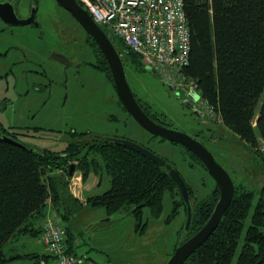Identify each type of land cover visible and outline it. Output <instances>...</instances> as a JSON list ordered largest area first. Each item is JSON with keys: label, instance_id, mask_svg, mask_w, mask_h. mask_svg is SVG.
I'll return each mask as SVG.
<instances>
[{"label": "rangeland", "instance_id": "obj_1", "mask_svg": "<svg viewBox=\"0 0 264 264\" xmlns=\"http://www.w3.org/2000/svg\"><path fill=\"white\" fill-rule=\"evenodd\" d=\"M38 2L39 27H21L16 38L7 32L0 34L1 48L19 47L0 57V123L17 133L22 143L41 150L64 149L72 140L73 131L131 139L172 163L191 187L194 201L208 198L215 187L209 172L192 160L181 144L151 138L148 131L122 110L118 95L104 72L86 63L93 58L85 42L87 34L72 14L56 0ZM28 4L29 0L27 8ZM121 46L117 44L116 48L119 50ZM53 52L65 55L70 64L53 58ZM122 59L129 86L142 103L153 114L167 119L173 128L196 136L203 126L184 106L187 95L171 90L153 70L138 66L124 54ZM263 99L264 93L261 102ZM213 118L215 132L203 128L198 139L236 185L243 184L246 189L258 191L264 185L263 140L259 137L258 146L251 148L240 141L221 118ZM71 182V189L75 190L80 180L71 179ZM109 188L110 177L106 173H91L82 196L86 200ZM172 213V197L166 193L161 215L154 216L149 207H145L139 225L138 218L126 210L108 215L103 207L89 206H83L66 224L72 229L74 253L99 264H167L183 237L186 220L183 207L177 217ZM4 250L8 256L46 253L39 238L30 234L7 242ZM37 259L20 257L7 264H38Z\"/></svg>", "mask_w": 264, "mask_h": 264}, {"label": "trees", "instance_id": "obj_2", "mask_svg": "<svg viewBox=\"0 0 264 264\" xmlns=\"http://www.w3.org/2000/svg\"><path fill=\"white\" fill-rule=\"evenodd\" d=\"M184 9L191 34L185 75L196 82L201 97L223 124L240 141L256 148L259 137L264 142V0H184ZM121 47L125 57L144 66L136 53ZM3 135L19 140L17 133L0 123ZM71 136L60 151L26 144L28 148H22L0 139V264L27 256L37 257L39 264V257L49 258L48 253L8 256L4 250L14 237L41 234L39 221L47 215L49 200L65 225L70 253H74L73 233L66 221L83 206L103 207L108 215L126 210L138 218L139 225L145 207L154 216L161 215L164 196L169 193L172 216L177 217L181 207L187 215L181 193L164 167L123 145L90 138L88 132L73 131ZM73 160L79 162L74 173L80 171L83 181L91 173L104 172L110 177V188L80 200L69 185ZM234 184L235 195L218 227L183 264H264V185L255 191ZM189 190L194 199L190 186ZM218 198L216 184L208 198L193 200L190 230L176 247L202 228Z\"/></svg>", "mask_w": 264, "mask_h": 264}, {"label": "built area", "instance_id": "obj_3", "mask_svg": "<svg viewBox=\"0 0 264 264\" xmlns=\"http://www.w3.org/2000/svg\"><path fill=\"white\" fill-rule=\"evenodd\" d=\"M77 1L104 29L115 47L121 43L126 50L136 53L163 81L197 103L208 117H217L201 97L196 82L184 73L189 63L191 42L184 0ZM122 48H116L121 57ZM77 179L74 174L72 181ZM72 183L70 181V189ZM39 241L49 257L39 264H99L92 258L67 250L65 225L57 214H47L41 220Z\"/></svg>", "mask_w": 264, "mask_h": 264}, {"label": "water", "instance_id": "obj_4", "mask_svg": "<svg viewBox=\"0 0 264 264\" xmlns=\"http://www.w3.org/2000/svg\"><path fill=\"white\" fill-rule=\"evenodd\" d=\"M56 1L61 7H63L73 15V17L79 22V24L87 32V34H89L94 39L100 50L105 55L113 76V81L118 97L125 110L138 122L140 126H142L150 134L159 136L170 142L181 144L188 150L193 152L207 168L220 189V197L208 221L194 235L188 237L185 241L179 244L167 262V264H183L187 260V258L197 248H199L218 227L225 211L227 210L235 195L236 187L233 179L227 172V170L215 159L213 153L202 142L184 131L163 125L155 121L144 111V109L137 101L131 87L129 86L126 78L124 63L119 52L117 51L111 39L105 33L104 29L93 19L89 11L85 7H83L77 0ZM36 11L37 7L33 5L31 15L26 19L18 18L17 15H12L11 18L5 17L1 14L0 16L8 23L15 25H25L35 22ZM35 24L37 23L35 22ZM51 56L65 64H70V60L63 54L53 52ZM144 66L146 69L152 70L151 66L145 63ZM167 84L169 85V88L171 90H175V88L171 84ZM183 104L187 109L193 110V112L197 116L203 115L202 111L197 109L196 104L193 103L190 99H185L183 101ZM91 138L98 141L115 143L130 148L131 150L140 153L141 155L151 159L158 165L164 167L170 173L181 193L187 212L183 234V236H185L189 232L193 221L194 201L192 199V195L187 182L185 181L181 173L177 170V168H175V166L170 163L165 157L131 139L125 137L103 135H91ZM0 139L22 148H28L24 143L9 135L0 136ZM78 163L79 162L77 160H73L69 163V176H73L74 170Z\"/></svg>", "mask_w": 264, "mask_h": 264}, {"label": "flooded vegetation", "instance_id": "obj_5", "mask_svg": "<svg viewBox=\"0 0 264 264\" xmlns=\"http://www.w3.org/2000/svg\"><path fill=\"white\" fill-rule=\"evenodd\" d=\"M27 1L28 0H0L1 2V5H0V10H1V15H4L5 17H8V18H11L12 15H17L18 18H21V19H26L28 16L31 15V12H32V8H33V5H35L37 7V11L35 13V22L37 24H35V22L33 23H30V24H25V25H15V24H11V23H8L6 22L5 20L2 19V17L0 16V34H4L5 32H7L9 35L13 36V37H17L21 31L19 33H17L21 27H27V25H33V26H36V27H39L40 26V23L38 22L37 20V14H38V11H39V7H40V4L37 0H29V4H28V8H27ZM73 16V15H72ZM76 20V19H75ZM77 21V20H76ZM78 22V21H77ZM79 23V22H78ZM80 25V24H79ZM81 26V25H80ZM82 27V26H81ZM85 31V30H84ZM17 33V34H16ZM85 33L87 34V32L85 31ZM89 35V34H88ZM87 35V38L85 39V42H86V45L89 47V51L90 53L92 54V59H90L89 61H86V63L88 64H91L93 65L95 68H97L98 70H101L102 72H104L106 78L111 82V84L113 85L114 89H115V92L117 94V91H116V88H115V85H114V81L112 80L113 79V76H112V73H111V70H110V67H109V64H108V61L107 59L105 58V55L103 54V52L99 50L91 43V40L88 38L89 36ZM92 38V37H91ZM93 39V38H92ZM94 40V39H93ZM98 47V45H97ZM12 48H15L16 50L19 49V47H16L15 45H13L12 47H8L7 49L6 48H1L0 47V57H3V56H6L10 50ZM99 48V47H98ZM100 49V48H99ZM104 56L105 60H106V63L104 62L102 56ZM122 58V57H121ZM123 61V59H122ZM112 77V79H111ZM118 95V94H117ZM137 101L139 102V104L141 105V107L144 109V111L151 117L153 118L155 121L163 124V125H166L167 122L162 120L160 117H158L156 114H153L150 109L145 106L142 101L138 98V96H136V94L134 93ZM118 101L120 103V106L122 108L123 111H125L130 117H132L126 110L125 108L123 107L119 97H118ZM186 107V106H185ZM197 109H199L200 111H202L203 115H199L197 116L193 110H188L189 111V114L191 115V117H194L197 119V122L198 124L202 127L199 131H197L196 133V136H194V138H196L197 140L198 139V135L201 134L200 132L203 130V128L207 131H213V133L215 132L214 129L215 128V125L212 123V120L210 117L207 116V114L204 112V110L200 109L199 107H197ZM168 126V125H166ZM169 127H172L173 128V125L172 126H169ZM91 138V136H89ZM159 137V136H158ZM200 141V140H199ZM201 142V141H200ZM194 153L191 152L189 150V157L192 159V160H195V154L193 155ZM197 157V156H196ZM198 158V157H197ZM198 160H200L198 158ZM198 160H195L197 163H199ZM192 164V163H191ZM200 164V163H199ZM201 165V164H200ZM204 168V167H203ZM207 170V168H206ZM208 171V170H207ZM209 172V171H208ZM210 174V173H209ZM211 175V174H210ZM212 177V176H211ZM214 179V178H213ZM216 181H215V185H216ZM219 188V187H218ZM214 189V188H213ZM219 197H220V189H219ZM219 199V198H218Z\"/></svg>", "mask_w": 264, "mask_h": 264}, {"label": "crops", "instance_id": "obj_6", "mask_svg": "<svg viewBox=\"0 0 264 264\" xmlns=\"http://www.w3.org/2000/svg\"><path fill=\"white\" fill-rule=\"evenodd\" d=\"M78 172V171H77ZM77 172L75 174H77ZM78 179L80 180L79 184L76 186L75 190L77 189V191L71 189V191L74 193L75 196H77L80 200L82 201H85L83 196H82V193H83V188H84V184H85V181H83V177H82V174L78 176ZM87 198V197H86ZM85 198V199H86ZM45 213L47 214H56V209L54 208L51 200L48 201L47 203V206L45 208ZM38 223V221H37ZM39 224H40V221H39ZM23 236H27V235H21V236H17V237H14L12 239H10L8 242H11L17 238H22ZM38 238L40 237L37 236ZM45 247V246H44ZM46 249V248H45ZM47 253V251H46ZM22 254H27V253H17L15 255H22ZM35 254H38V255H42V254H45V253H35ZM13 256V255H12ZM42 259H44V257H39V261H41Z\"/></svg>", "mask_w": 264, "mask_h": 264}, {"label": "clouds", "instance_id": "obj_7", "mask_svg": "<svg viewBox=\"0 0 264 264\" xmlns=\"http://www.w3.org/2000/svg\"><path fill=\"white\" fill-rule=\"evenodd\" d=\"M74 174H75V173H74ZM74 174H73V175H74Z\"/></svg>", "mask_w": 264, "mask_h": 264}]
</instances>
